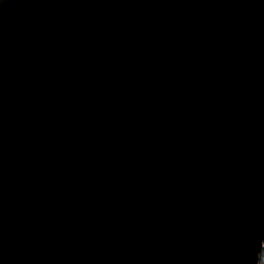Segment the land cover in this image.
I'll return each mask as SVG.
<instances>
[{
  "label": "water",
  "instance_id": "1",
  "mask_svg": "<svg viewBox=\"0 0 264 264\" xmlns=\"http://www.w3.org/2000/svg\"><path fill=\"white\" fill-rule=\"evenodd\" d=\"M264 0H0V264H260Z\"/></svg>",
  "mask_w": 264,
  "mask_h": 264
},
{
  "label": "snow or ice",
  "instance_id": "2",
  "mask_svg": "<svg viewBox=\"0 0 264 264\" xmlns=\"http://www.w3.org/2000/svg\"><path fill=\"white\" fill-rule=\"evenodd\" d=\"M260 264H264V260H261Z\"/></svg>",
  "mask_w": 264,
  "mask_h": 264
},
{
  "label": "trees",
  "instance_id": "3",
  "mask_svg": "<svg viewBox=\"0 0 264 264\" xmlns=\"http://www.w3.org/2000/svg\"><path fill=\"white\" fill-rule=\"evenodd\" d=\"M263 258H264V251H263V254H262V260H263Z\"/></svg>",
  "mask_w": 264,
  "mask_h": 264
},
{
  "label": "rangeland",
  "instance_id": "4",
  "mask_svg": "<svg viewBox=\"0 0 264 264\" xmlns=\"http://www.w3.org/2000/svg\"><path fill=\"white\" fill-rule=\"evenodd\" d=\"M263 260H264V258H263Z\"/></svg>",
  "mask_w": 264,
  "mask_h": 264
}]
</instances>
